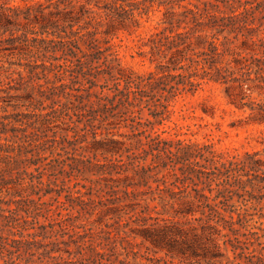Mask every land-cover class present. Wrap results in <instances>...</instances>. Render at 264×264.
Returning a JSON list of instances; mask_svg holds the SVG:
<instances>
[{
	"label": "trees",
	"instance_id": "obj_1",
	"mask_svg": "<svg viewBox=\"0 0 264 264\" xmlns=\"http://www.w3.org/2000/svg\"><path fill=\"white\" fill-rule=\"evenodd\" d=\"M9 1L12 0L0 4V62H3L1 58H6L4 56L14 58L15 61L7 63L21 70H12L6 75L7 85L14 82L26 85L23 90L30 91L25 96L32 110L16 113L13 117H0V264H59L63 260L61 254H72L67 249L62 250L60 242L45 244L29 238L47 236L33 233L26 236L29 239L24 238L17 230L22 229L21 226L15 224L19 212L26 214L25 219H30L32 226L39 216L50 220L53 216L50 213L54 212L53 204L57 202L63 207L67 204L65 210L78 207L75 219L83 212L89 215L111 213L115 215V222L125 216L127 222L134 225L129 229L132 238L140 237L142 242L165 252L169 259H179L188 264L192 261L197 264H221L224 252L217 240L219 227L236 233L233 218L225 217L227 203L231 194L235 193L230 180L234 178V173L240 176L239 172L244 168L251 169L252 164H219L213 158L204 157L203 152L210 153L208 146L186 145L180 141L164 143L159 134L155 137L147 135L145 138L151 139L146 148L135 154L114 137L123 135L110 130L128 127L133 131L137 125L143 128L139 134H145L148 128L162 124L164 115L169 113L171 101L187 94L193 95L209 82L225 85L228 96L230 90L241 91L245 81L240 79L247 76L251 80V73L255 80L264 82V57H241L229 47L232 42L227 38L234 33L230 27L236 18L252 15L256 10L264 16V0H195L197 3L189 2L187 5L181 3L189 0H167L166 4L179 5L183 12L175 19L174 13L167 11L164 28L149 37L150 54L152 57L161 54L164 63H158L156 72L146 75L120 68L119 59L109 45L120 30L133 33L139 27L132 0H84L85 3L78 6L73 0H21L24 2L22 6H9ZM91 4L94 10L88 7ZM219 5L232 14L239 8L242 10L232 16L218 18L216 12ZM206 28L214 30V33L209 41L203 42L201 33ZM225 31L227 35H223V41L218 42V36ZM237 36L236 33L233 39L237 40ZM247 44L244 37L241 42L243 49ZM251 44L264 50L261 39L257 44ZM196 47L201 50L196 51ZM226 56L231 59L226 60ZM12 75H17V79L11 78ZM8 90L20 89L9 86L0 92ZM34 92L37 98L31 97ZM144 111L148 112L151 121L142 122ZM28 128L42 133L35 134L33 139L26 134ZM56 129L66 134L58 138ZM50 130L52 139H48L46 134ZM67 133H71L70 139ZM88 135L92 139L89 144L86 142ZM97 136L104 138L97 139ZM48 142L51 144L44 148ZM83 142L86 147L81 149L90 153L116 156L115 160L97 164V168L105 175L116 174L121 178L106 180L111 182L106 184L109 192L105 195L109 197L99 202L85 198L87 194L80 190L72 192L69 187L65 189V182H62L60 190L66 192V202H59L60 191L51 187L55 180L43 184L41 179L48 173L49 177L57 173L65 174L68 179L76 177L75 168L59 159L60 152H65L64 143L74 146ZM25 146L32 150L24 151ZM123 156L125 160L121 159ZM147 156L151 157L150 166L144 165ZM196 158L207 164L200 165L194 161ZM253 164L257 163L253 161ZM30 166L34 167L35 173L27 171ZM164 170L173 178L171 185L179 189L178 192H168L172 203L167 205L173 211L172 219L159 218L162 214L155 210L156 207L141 204L143 194L138 192L140 187L147 186L148 180L164 184ZM159 174H163L161 179L157 177ZM212 184H215V189ZM77 186L76 183L72 188ZM188 189L191 192H187ZM214 190L215 195L212 196ZM51 194L56 197L42 202L43 197ZM150 201H155V198ZM68 216L71 217L70 214ZM58 224L63 225L57 232L50 231L53 236L67 235L76 228H69L65 220ZM52 227V223L39 226L40 229ZM76 235L74 233L69 237ZM221 236L227 237L226 234ZM68 243L62 244L67 246ZM226 243L232 241L227 239L222 245ZM128 245L133 249L132 243ZM230 245L234 259L241 260L244 254L237 252L239 246ZM114 248V244L110 243L108 249H102V252L93 249L98 257L97 264H128L107 259ZM39 249L41 253L36 263L33 258ZM81 249L77 254H81ZM55 253L59 256H54ZM130 253L135 255L132 250H126L125 255ZM263 256L264 252L257 257L256 264L263 261ZM165 264L173 263L169 261Z\"/></svg>",
	"mask_w": 264,
	"mask_h": 264
},
{
	"label": "rangeland",
	"instance_id": "obj_2",
	"mask_svg": "<svg viewBox=\"0 0 264 264\" xmlns=\"http://www.w3.org/2000/svg\"><path fill=\"white\" fill-rule=\"evenodd\" d=\"M3 1L5 0H0V4ZM35 1L44 2L45 0ZM131 2L134 3L133 12L139 19V27L133 33H129V30H120L117 38H113L109 45L112 46L111 52L115 53L119 59L120 68L126 72L131 71L139 75H146L150 72H156L158 63H164L161 54L155 55V57H152L150 54L151 44L149 37L164 28L165 13L167 11L173 12L175 19H177L183 12V9L176 4H166L167 0H132ZM189 2L191 4L197 3L195 0H189L181 4L187 5ZM73 3L78 6L85 3V1L73 0ZM11 5L22 6L24 2L12 0L9 1V6ZM88 7L94 10L92 4ZM218 10L216 15L219 18L221 16H232L241 12L242 9L239 8L232 14L228 9L219 5ZM261 18H264V16L257 10L252 15L236 18V22L230 27L234 30V33H231L227 37L229 42H232L229 44L232 51L240 54L241 57H253L256 59L264 57V50H259L257 46H252L251 44H257L259 39L264 42V19ZM239 20L246 23L243 24ZM260 24L263 25L258 27ZM213 33L214 30L204 29L201 33L204 36L202 41H209ZM236 33L238 34L237 40H234L233 37ZM223 35H227V31L218 36V42L223 41ZM243 36L246 37L248 42V46L245 49L241 45ZM199 50L201 48L196 47V51ZM4 57L6 58H1L3 62H0V66H2L0 69V79L2 81L0 90H5L9 86L19 88L20 90H8L6 93L0 92V117L5 115L13 117L16 113H28L32 109L28 107L30 101L25 95L30 91H24L23 88L26 85L17 82L7 85L8 80L5 78L12 70L17 71L21 69H18L16 66H9L7 63V61H15L14 58ZM225 59L231 58L226 56ZM5 70L9 71L5 72ZM11 78L17 79V75H12ZM249 78L251 80H248L247 76L242 77L240 80L245 81L242 83V90H230L229 96L226 93L225 85L209 82L204 84L193 95L187 94L175 98L169 103V113L164 115L162 124L154 125L152 129L148 128L145 134H139L143 128L137 125H135L133 131L128 127L110 130L111 132L123 135V137L118 135L114 137L124 142L135 154H140L146 148V144L151 139L145 138L147 135L155 137L156 134H159L164 143L170 142L175 144L180 141L186 145L208 146L210 153L203 152L204 157L208 159L213 158V160L219 161V164H225L226 166L230 163L231 165H235L246 162L248 166L252 164L251 169L244 168V170L239 172L240 176L234 173V178L230 180V183L234 185L231 189L235 193L231 194L230 200L227 203L225 217L226 219H229L230 216L233 218V229L236 233L232 234L228 230L219 227L220 236L217 237V240L224 252L221 264H256L259 260L257 257H261L264 252V82L255 80L253 73L250 74ZM11 96L14 98H11ZM31 97L37 98L36 93H32ZM45 104L47 105L48 102ZM241 104L245 105L242 107ZM15 105L17 107L13 108L12 106ZM69 115L72 119L76 120V117L71 112H69ZM23 120L25 122V119ZM145 120H152L148 116L147 111H144L142 114V122H145ZM56 131L58 138L59 135L66 134L62 133L60 129H56ZM40 133L42 132L32 128H28L26 132L33 139H35V134L39 135ZM46 134L48 139H52V130ZM67 134L70 139L71 133ZM19 137H22V134H19ZM102 138L104 137L97 136V139ZM91 141V135H88L86 138L87 144ZM138 141H140L139 144L137 143ZM50 144V142L46 143L44 148H47ZM64 147L66 153L58 151L61 153L59 159L64 160L67 165L75 168L74 175L76 177L68 179L65 174L59 173L55 174L56 176L49 177L48 173L41 179L43 184H47L49 180H55V183L51 187L58 192L60 191V196L57 197V201L59 202H66V192L60 190L62 182H65V189L69 187L72 192L80 190L87 194L85 198H90L94 202H99L103 198H106L107 195L105 193L109 192L106 184H111V182L107 183L106 180L109 178H112V180L120 179L121 176L116 174L105 175L97 168V164H105L108 160H115L116 156L112 158V156L102 155L100 152L93 154L88 150H83L81 147H86V143L84 142L77 143L74 146H68L64 143ZM23 150L30 151L32 148L25 146ZM27 156L28 158L30 157V155ZM121 159L125 160V156ZM164 159L166 160V157ZM194 161H198L200 165L207 164L198 158ZM253 161L257 164H253ZM151 164V157L147 156L144 165L150 166ZM27 171L33 172L34 167H28ZM128 174L130 175L131 173ZM162 176L163 174H159L157 177L161 179ZM172 181L173 178L164 170V184H157L152 180H148L147 186L138 189V192L143 194L141 198L144 201H141V204H146L150 208L156 207L155 210L162 214L158 216L159 218L172 219L173 211L167 205L169 202V204L172 203V200L168 198V192L179 191V189L171 185ZM76 183L78 186L72 188ZM212 188L215 189V184H212ZM98 190L101 191L97 193ZM187 192H191L190 189ZM213 195H215V190L212 193ZM55 197V194L47 195L42 198V202H49L51 198ZM151 198H155V201H150ZM65 206L67 207V204L63 207L58 202L54 203L52 207L54 212L50 213V215H53L50 220L39 216L36 224L33 226L30 224V219H25L26 214L24 212H19V216L16 218L18 221L14 223L21 226L22 229L17 230L22 232L24 238H28L26 237L28 234L36 233L47 237L30 236V240L45 244L55 241L60 242L59 246L62 250L67 249L72 253L70 256L66 253L61 254L65 262H73L70 264H97L98 257L96 258L92 252L93 249H96L97 252H102V249H108L110 243L114 244L115 247L113 253H109L111 257L107 258L110 262L125 261L128 264H154L155 261L160 260L158 264H165L169 261L173 264H188L186 261L181 262L179 259H169L165 256V252L156 250L147 242H142L140 237L132 238L133 235L129 234V229L134 225L127 222L125 216H122L120 220L115 222V215L111 213L103 212L100 215H96V213L89 215L83 212L78 219H75L74 216H76V211L79 208L65 210ZM176 207L177 205H175ZM68 214L71 215L70 218ZM152 216L155 217L156 215L152 213ZM62 220H65V224L69 228L76 227L74 232L69 233L70 235L75 233L77 234L76 236L70 238L69 234L63 236L55 235L56 237L52 235L61 229L60 225L63 224L58 223ZM48 223L53 224L52 229L39 228L40 225ZM127 223L128 225L126 226ZM23 228L25 231H23ZM51 230H53V233H50ZM225 234L227 237L221 236ZM227 239L232 241V243L222 245V242ZM62 243H68V245L65 246ZM128 243L134 245L133 249L129 248ZM230 244L239 246L237 252L242 251L244 254L241 260L234 259ZM79 248H82L81 252L79 251L81 254H77ZM126 250H132L135 252V255L133 253L125 255ZM36 251L37 254L33 258V261L37 263L36 258L41 253V249ZM53 255L59 256L56 253ZM63 260L59 264H66ZM191 264L197 263L192 261ZM200 264L206 263L201 262ZM259 264H264V256L263 261Z\"/></svg>",
	"mask_w": 264,
	"mask_h": 264
}]
</instances>
